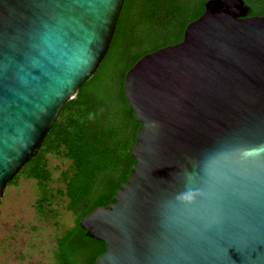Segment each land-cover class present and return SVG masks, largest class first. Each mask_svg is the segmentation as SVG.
Returning a JSON list of instances; mask_svg holds the SVG:
<instances>
[{"label": "water", "instance_id": "1", "mask_svg": "<svg viewBox=\"0 0 264 264\" xmlns=\"http://www.w3.org/2000/svg\"><path fill=\"white\" fill-rule=\"evenodd\" d=\"M126 0H0V205L111 49ZM124 91L141 125L94 264H264V15L208 0Z\"/></svg>", "mask_w": 264, "mask_h": 264}, {"label": "trees", "instance_id": "2", "mask_svg": "<svg viewBox=\"0 0 264 264\" xmlns=\"http://www.w3.org/2000/svg\"><path fill=\"white\" fill-rule=\"evenodd\" d=\"M207 1L126 0L97 73L66 102L38 154L10 182L36 181L39 228L53 223L60 229L63 209L75 216L74 226L55 235L53 264H94L107 250L104 241L87 235L80 220L114 202L136 164L131 147L141 123L125 95L126 73L145 54L182 41L186 26L203 14ZM245 2L250 16L264 15V0ZM51 157L61 161L56 166L62 169L60 178Z\"/></svg>", "mask_w": 264, "mask_h": 264}, {"label": "rangeland", "instance_id": "3", "mask_svg": "<svg viewBox=\"0 0 264 264\" xmlns=\"http://www.w3.org/2000/svg\"><path fill=\"white\" fill-rule=\"evenodd\" d=\"M60 162L56 157L50 159L56 178L61 177L62 169L56 167ZM37 192L36 181L30 179H20L17 185L7 187L0 205V264H53L55 235L75 225L73 213L63 209L60 229L53 223L39 228Z\"/></svg>", "mask_w": 264, "mask_h": 264}]
</instances>
